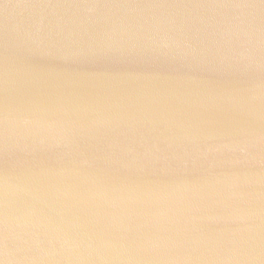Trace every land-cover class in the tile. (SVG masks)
<instances>
[{
	"label": "water",
	"instance_id": "obj_1",
	"mask_svg": "<svg viewBox=\"0 0 264 264\" xmlns=\"http://www.w3.org/2000/svg\"><path fill=\"white\" fill-rule=\"evenodd\" d=\"M3 264H264L261 0H0Z\"/></svg>",
	"mask_w": 264,
	"mask_h": 264
},
{
	"label": "snow or ice",
	"instance_id": "obj_2",
	"mask_svg": "<svg viewBox=\"0 0 264 264\" xmlns=\"http://www.w3.org/2000/svg\"><path fill=\"white\" fill-rule=\"evenodd\" d=\"M261 3H264V0H261ZM0 264H3V259L0 258Z\"/></svg>",
	"mask_w": 264,
	"mask_h": 264
}]
</instances>
